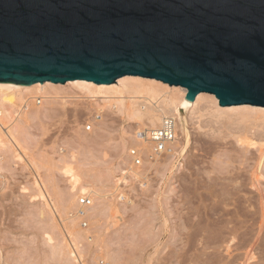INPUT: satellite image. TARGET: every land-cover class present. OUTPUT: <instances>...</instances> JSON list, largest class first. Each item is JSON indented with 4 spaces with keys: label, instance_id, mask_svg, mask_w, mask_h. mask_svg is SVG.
I'll list each match as a JSON object with an SVG mask.
<instances>
[{
    "label": "rangeland",
    "instance_id": "1",
    "mask_svg": "<svg viewBox=\"0 0 264 264\" xmlns=\"http://www.w3.org/2000/svg\"><path fill=\"white\" fill-rule=\"evenodd\" d=\"M65 89L75 98L66 103L55 100L51 112L40 115L32 112L38 108L39 94L26 91L23 97L32 104L28 123L20 117L12 123L15 113L12 117L0 113L7 122L4 130L11 125L21 143L15 147L0 140V264H264V228L259 231L263 216L254 188L248 184L240 193L252 200L246 202L248 229L222 230L220 219L236 222L243 217L234 212L223 216L214 206L219 171H231L227 174L235 179L229 182L231 191L242 181L250 183L251 171L264 152V117L249 134L255 146L237 143L238 130L212 121L215 108L209 96L191 108L185 127L184 117L179 121L172 154L146 158L136 165L130 151L144 150L134 133L146 123L124 116L103 96L86 98L80 90ZM262 166L264 172V157ZM67 168L79 177L75 187ZM83 187L87 191L82 192ZM40 189L56 205V216L46 207ZM85 196L90 198L89 205L80 204ZM227 202V209L234 208V199ZM187 215L192 219L187 220ZM214 218L218 221L212 224ZM184 221L195 226L190 233L200 230L196 237L197 231L184 234ZM67 231L72 240H67Z\"/></svg>",
    "mask_w": 264,
    "mask_h": 264
},
{
    "label": "water",
    "instance_id": "2",
    "mask_svg": "<svg viewBox=\"0 0 264 264\" xmlns=\"http://www.w3.org/2000/svg\"><path fill=\"white\" fill-rule=\"evenodd\" d=\"M126 75L264 107V0H0V81Z\"/></svg>",
    "mask_w": 264,
    "mask_h": 264
},
{
    "label": "bare ground",
    "instance_id": "3",
    "mask_svg": "<svg viewBox=\"0 0 264 264\" xmlns=\"http://www.w3.org/2000/svg\"><path fill=\"white\" fill-rule=\"evenodd\" d=\"M67 82L68 83H64V84L59 83L58 84V83H53L51 81H46L44 83L38 82L35 84H31V85H24V84H19V83H15V82H1L0 81V94H1L0 113H3V114L7 113L11 117H12V114L15 113L16 116L12 117V123L17 121V119H16L17 117L23 118V120L26 123H28V120L30 119L29 114H30L32 104H30V102H28L29 98L25 100L24 99L25 97H23L24 93L26 91L28 92V91L32 90V92L39 94L37 96L38 99L36 102L38 104V108H35L34 110H32V112L35 113V115H40V114L50 113L51 109H52V107H50V105L55 100L56 101L61 100V101H64L63 103H66L67 101H69V99L72 100L75 98V96L68 94V91H66V89H65V87L67 86V87H70L72 89L82 91L83 93L86 94V96H85L86 98L96 99L99 96H103L105 101L111 103V107L113 109H116V110L118 109V111L120 113L124 114V116L126 115L130 119H137V120L143 121V122H146V120H149L150 122H153L154 125H157V123H160V121H162L165 117L172 116V117H175L178 119V127H180L179 121L182 120L184 117V127H185V125L187 123V114L189 112H191L190 111L191 108L194 105H197L199 102L206 100L210 96L212 98L211 102L214 104V108H215L213 111L214 113H212V117H213L212 121L214 123H217V125L219 124V126L221 128H228V129L235 128L236 130H238L240 133V137L238 139L236 136V138L238 140L236 142L237 143L241 142L242 144H246V145H248V147L252 146V145L255 146V144H256L254 142L255 139L249 134H251L252 131L255 130L256 128L260 127V124H257L256 121H258L259 119L264 117V108L252 107L251 105H246V104L242 105V106L222 107V105L219 102V99L216 96L209 95L206 93H199L194 100H190L186 97L188 94L187 88L182 87V86L170 85V84L165 83L161 80H157V79H153V78H146V77H142V76L126 75V76L119 78L115 83H112V84H97L93 81L80 80V79L70 80ZM67 89L69 90V88H67ZM59 91H62L64 94H56L55 93V92H59ZM78 98H83V97L79 96ZM42 101H43V104H42ZM41 105L45 106L44 110H42ZM45 111H48V112L46 113ZM32 119H35V118H32ZM262 119L264 120V118H262ZM5 126H7V122L4 121L3 117H0V140H2L1 139V137H2V138H4L3 139L4 144L7 142V144L10 143L15 147H16V145L21 146V143L16 136V129L12 128V126L9 125L7 127L8 131L6 132L4 130ZM219 126H218V129L220 128ZM215 127H217V126H215ZM215 129H217V128H215ZM263 129H264V127H263ZM230 131H232V130H230ZM220 133L222 134V132H220ZM235 134H238V132ZM254 134L255 133H253V135ZM257 134H255V135H257ZM238 136H239V134H238ZM210 138H211V135H210ZM235 140L236 139H234V141L232 140L231 143H234ZM4 141H6V142H4ZM138 142L142 146L141 149L144 150V152H146L147 155L156 156L153 153V149H152V146H151L149 141H147L145 139L144 140L139 139ZM1 143H2V141H1ZM242 144H240V145H242ZM234 146H236V144ZM16 150H17V148H16ZM249 152H251V151H249ZM244 154H245V152H244ZM244 154H243V156H244ZM244 157H247L246 154ZM263 157H264V152H261L257 164L254 166V168L251 171L250 183L246 182V181H242V180H241L242 182H240L239 183L240 185H238V186H236L237 184L235 183L236 184V185H234V187L236 186L234 188L236 190L235 192L233 191L234 190L233 188H232L233 189L232 191L230 189L231 188L230 186H232V185L229 182H232L231 180L234 178L231 177L232 179H230V176L227 175L228 173L229 174L231 173V171L228 170L229 168L225 172V170H224L226 168V166H225L223 169L224 171H221V172L219 171V173H220V175H218L219 183H216L218 188L215 187V185H214V187L217 188L216 191L218 192L217 196H216L217 197L216 205H214V206H217L218 210L221 209L223 211V214H222L223 216L227 215L229 213H231V215H232V213L234 212V214L236 216L243 217V219H241V221H240V219L239 220L237 219L236 222L234 221V218L233 219L225 218V220L222 219V221L220 219L219 222L224 223L223 225L219 226V227L223 228L222 230L228 229L227 231L231 232L232 229H234V228L238 229V228L244 227V228L248 229L250 210L247 209L246 202L248 200H251V199H250V197H246L245 195L240 194L244 189L246 190L248 188V184H250V187H253L254 190L258 194V200H259L258 205H260L261 214L263 216V219H262L261 224L259 226L260 227L259 231H261L264 228V189H263L264 187L262 188V186H261L262 184L260 181V179H262V177H263L262 173H264V172H262L263 170L261 171ZM236 161H238V160H236ZM242 163H244V162H242ZM228 165H230V163ZM234 165H235V163H234ZM234 165H233V167H234ZM218 166H219V163H218ZM262 168H263V166H262ZM230 169L232 170V168H230ZM248 170H249V168H248ZM216 171H218V170H216ZM65 172L69 174L70 181L72 182L73 187H75L77 182L79 181L78 175L76 173H74L72 168H67ZM208 173H209V171H208ZM233 173H234V171H233ZM243 173H241L239 175L241 176ZM245 173H247V172H245ZM242 176L245 177L246 175H242ZM247 176H249V175H247ZM207 178H208V175H207ZM241 179H243V178H241ZM244 179H246V178H244ZM229 189H230V191H229ZM40 190H41L40 196L47 200L46 207L50 210L52 215L55 214V216H56L57 212H58L56 205L53 204L49 200L47 192L43 191L42 189H40ZM81 191L85 192V191H87V188L83 187L81 189ZM214 194H215V192H214ZM230 199H234V201H235L234 202V208L227 209V206H226L228 204L227 200H230ZM225 206H226V208H225ZM207 214H208V212H207ZM219 214H220V212H219ZM187 216H188L187 220L190 219L189 215H187ZM202 216H201V218L204 217V216L203 217ZM186 217L184 216V220L186 219ZM210 217H211V215H210ZM202 220L200 219V221H202ZM205 220H203V221H205ZM214 221H215V218H214ZM216 221H218V220H216ZM216 221L212 222V224L216 223ZM185 222L187 223V221H184V224H183L184 226H182V228L184 227V229H183L184 234L187 236L188 235H194L193 233L195 231H197L195 233V237H196V235H198V231L200 232V230H197L198 229L197 228L194 231V229H193L192 231H194V232L190 233L189 229H191L192 227H195V226L192 225V223L191 224L190 223L185 224ZM231 223H233V225H230ZM217 224H221V223H217ZM210 225H211V223L209 224V226ZM202 226L203 225H201V227ZM214 226L217 227V225H214ZM212 227H213V225H212ZM203 231H205V230H203ZM227 231H226V233H228ZM67 232H69V231H67ZM244 232H246V231H244ZM71 235H72L71 232H69V234H66V238L68 241L71 238L70 237ZM200 235H201V233H199V236ZM216 235H218V234H216ZM222 236H221V239H223ZM224 236H226V235H224ZM211 237H213V236H211ZM193 238H194V236H193ZM193 238L191 237V240ZM213 238H215V237H213ZM219 238H220V236H219ZM184 239H185V237H184ZM216 239L217 238H215V240ZM70 240H72V238ZM191 240H190V242H191ZM194 240H195V238H194ZM212 240H213L212 241V243H213L214 239H212ZM207 242H209V241H207ZM228 242H230V240ZM193 243L195 244V241ZM191 244H192V242H191ZM203 244H205V243H203ZM184 245H186V244H184ZM191 246H193V244ZM209 246H210V244L208 245V247ZM217 246H219V245H217ZM227 248H230V247L228 246ZM67 249L69 251V248H67ZM191 249H192V247H191ZM187 251L188 250H186L184 253V260H185V257H186V259L188 258L186 255ZM69 252L71 254H73L72 249H70ZM210 255H212V254L210 253ZM188 256H191V255H188ZM201 258H202V256H201ZM185 262H186V260H185ZM245 263H246V261H245Z\"/></svg>",
    "mask_w": 264,
    "mask_h": 264
},
{
    "label": "built area",
    "instance_id": "4",
    "mask_svg": "<svg viewBox=\"0 0 264 264\" xmlns=\"http://www.w3.org/2000/svg\"><path fill=\"white\" fill-rule=\"evenodd\" d=\"M146 126L135 129V136L141 140L150 142L154 155L161 157L170 155L174 152V141L177 139L178 119L172 116L165 117L157 125H152L149 120H146ZM137 134V135H136ZM133 161L136 165L141 164L146 158L153 159V155H146L140 149L133 148L130 151ZM89 196L81 197L80 204L89 205ZM83 223H86L83 221Z\"/></svg>",
    "mask_w": 264,
    "mask_h": 264
}]
</instances>
